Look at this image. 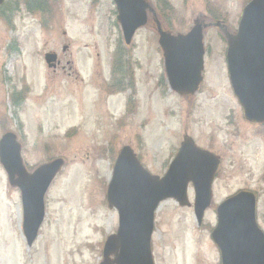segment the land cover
<instances>
[{
    "label": "rangeland",
    "instance_id": "1",
    "mask_svg": "<svg viewBox=\"0 0 264 264\" xmlns=\"http://www.w3.org/2000/svg\"><path fill=\"white\" fill-rule=\"evenodd\" d=\"M147 1L159 14V1ZM166 1L171 12L159 16L174 35L208 17L222 26L203 29V82L190 97L170 91L151 20L129 49L121 46L110 0L97 5L62 0L53 6L47 31L22 11L12 25L0 23V118L5 119L0 138L6 132L18 136L28 170L55 158L64 161L45 196L44 224L31 247L22 234L20 193L9 186L0 165V264H100L106 239L118 229L117 213L106 204L118 152L130 146L146 170L162 177L185 134L220 158L212 199L200 226L191 185L189 208L174 200L159 205L151 241L154 264H221L210 237L215 210L241 191L256 195L257 223L264 232V124L245 121L226 72L225 34L237 32L250 0ZM9 38L19 44L18 51L7 50ZM49 50L57 51L65 71L53 74L46 67ZM128 76L137 94L126 87L111 95L106 84L113 79V87L125 85ZM24 87L27 100L14 107L11 95Z\"/></svg>",
    "mask_w": 264,
    "mask_h": 264
},
{
    "label": "water",
    "instance_id": "2",
    "mask_svg": "<svg viewBox=\"0 0 264 264\" xmlns=\"http://www.w3.org/2000/svg\"><path fill=\"white\" fill-rule=\"evenodd\" d=\"M113 2L125 43L129 45L136 30L147 23V10L153 15L154 12L145 0ZM156 25L171 89L183 96L194 94L202 82L203 25L196 21L187 35L175 36L164 32L157 20ZM226 43L230 84L245 119L263 123L264 0H252L243 9L238 31L228 35ZM54 60L53 55L45 56L49 68ZM0 164L9 184L21 192L22 231L30 247L43 222L45 193L63 162L55 160L28 174L22 164L20 145L15 135L8 133L0 140ZM218 165L217 157L198 149L186 136L168 172L159 178L146 172L133 151L124 147L114 164L106 196L108 208L118 212V230L108 237L100 264H153L150 242L154 213L167 199L189 206L186 195L189 183L195 195L194 214L201 224L210 205L211 185ZM211 238L220 250L222 264H264V234L255 222L252 193L241 192L217 208V226Z\"/></svg>",
    "mask_w": 264,
    "mask_h": 264
},
{
    "label": "flooded vegetation",
    "instance_id": "3",
    "mask_svg": "<svg viewBox=\"0 0 264 264\" xmlns=\"http://www.w3.org/2000/svg\"><path fill=\"white\" fill-rule=\"evenodd\" d=\"M13 4H12V1L11 0H6L5 2H3L2 4H0V17L3 16L2 18H0V23H3V24H7V21H9V19L12 17V8ZM45 16L43 15L40 19V27L43 29V30H50L52 29L50 27V24H51V20L47 19V18H50L52 16H46V19L44 18ZM13 42V45L11 46V43ZM125 49H129L127 47H124ZM62 51L63 52H66L68 50V47L66 45L62 46L61 47ZM7 50H11V51H18L19 50V44L12 40V39H7ZM46 53H50V54H56L57 55V51L56 53L53 51V50H49L48 52ZM62 59L58 57L57 55V58H56V61L54 62L55 66L54 68L51 70V72L53 74H56L58 70H62V71H65V66L62 65ZM66 64H71V62H66ZM128 80H126V83H125V87H128L129 88V91L130 93L135 96L137 94V86H136V83L131 80L130 81V77L128 76ZM111 80L109 81V83L106 84V87H112L110 89V94L111 95H114L117 90V86L116 87H113L114 84H111ZM104 91H106L105 87L103 88ZM103 94V92H102ZM110 96V95H109Z\"/></svg>",
    "mask_w": 264,
    "mask_h": 264
},
{
    "label": "trees",
    "instance_id": "4",
    "mask_svg": "<svg viewBox=\"0 0 264 264\" xmlns=\"http://www.w3.org/2000/svg\"><path fill=\"white\" fill-rule=\"evenodd\" d=\"M160 5L158 4L157 7H160L161 10H159V15L164 16V14H167V12H171L170 8H168L165 0H158ZM48 0H27V11L30 13H45V14H51L52 11L49 9L48 12H43L46 10V8H49V5L47 4ZM158 10V8H157Z\"/></svg>",
    "mask_w": 264,
    "mask_h": 264
}]
</instances>
